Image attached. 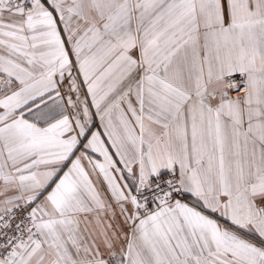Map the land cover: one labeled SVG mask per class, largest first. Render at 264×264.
Here are the masks:
<instances>
[{
  "label": "snow or ice",
  "instance_id": "snow-or-ice-1",
  "mask_svg": "<svg viewBox=\"0 0 264 264\" xmlns=\"http://www.w3.org/2000/svg\"><path fill=\"white\" fill-rule=\"evenodd\" d=\"M0 264H264V0H0Z\"/></svg>",
  "mask_w": 264,
  "mask_h": 264
}]
</instances>
